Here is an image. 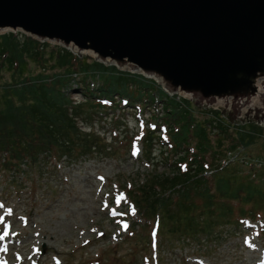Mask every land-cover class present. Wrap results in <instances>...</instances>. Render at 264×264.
<instances>
[{
	"label": "rangeland",
	"instance_id": "rangeland-1",
	"mask_svg": "<svg viewBox=\"0 0 264 264\" xmlns=\"http://www.w3.org/2000/svg\"><path fill=\"white\" fill-rule=\"evenodd\" d=\"M6 32L9 31L0 30V35ZM49 43L60 46L55 41ZM75 52L99 60L93 53ZM105 63L116 66L112 61ZM116 67L120 71L142 75L147 82L154 81L155 101L139 98L130 102L124 97L127 95L115 94L118 102L122 103L125 98L127 104L121 105L122 110L106 108L108 113L99 114L102 118L94 123L101 134H97L100 146L107 148L103 154L95 152L73 161L67 156L61 159L50 156L45 163L33 168L0 170V264H264L263 212H259L261 218L257 222L220 223L215 227L217 232L209 233V236L201 229L196 234L197 240L190 239L185 228H176L173 221L161 216L160 236L156 228L154 230V219L146 220L139 206H134L126 193H122L121 184L132 189L152 174L172 173L173 167L166 169L164 166L162 152L171 162L180 153L184 154V146L177 152L172 150L173 142L161 120L162 103L166 98L160 95L158 88H164V85L158 83L156 77L134 67ZM9 74L6 72L1 80L9 79ZM130 83L132 94L144 90L133 81ZM69 86L77 87L78 84L70 81ZM78 91L76 88L70 90L75 103L84 101L83 94ZM168 94L176 100H190L200 116H204L205 111L218 109L231 119L264 123V109L257 102L249 105L232 100L206 101L198 94L182 91ZM258 102L264 107V98ZM118 115L123 118L121 125L106 120L107 117L116 119ZM79 119L83 121L79 125L84 128L85 115L81 114ZM158 123L166 134L161 141L155 140L159 143L154 145L155 164L152 166L143 157L142 138L147 127L155 129ZM124 124L127 132L122 130ZM128 145L134 148L132 154L127 152ZM186 149L190 151L189 146ZM248 149L255 155L264 156L261 142ZM205 163L215 164L209 156L205 157ZM213 171L215 168L211 173ZM255 172V183H261L264 170ZM208 176L205 177L213 187L214 176ZM169 211L175 213L176 209ZM234 214L219 220H232ZM122 220H126L128 226H136L134 234L120 226Z\"/></svg>",
	"mask_w": 264,
	"mask_h": 264
},
{
	"label": "trees",
	"instance_id": "trees-1",
	"mask_svg": "<svg viewBox=\"0 0 264 264\" xmlns=\"http://www.w3.org/2000/svg\"><path fill=\"white\" fill-rule=\"evenodd\" d=\"M6 72L10 73L9 79L1 80ZM70 81L78 86L70 87ZM131 81L144 90L132 94ZM154 86V81L147 82L142 75L120 71L116 66H107L21 32L0 35V170L33 168L50 156L59 159L67 156L73 161L87 158V154L105 153L107 148L100 146L97 137L100 133L94 127L95 121L102 118L99 114L108 113L106 108L110 107L122 110L115 94L127 95L124 97L130 102L139 98L154 102ZM74 88L83 94V102L72 101L70 90ZM158 92L166 98L160 119L173 142L171 148L177 152L184 146V154L169 162L162 152L164 166L173 167L172 173L152 174L134 191L128 189L141 215L150 221L167 217L176 228H185L192 240H197L196 234L201 229L209 236L217 232L215 227L220 223H239V219L246 217L255 219L264 210V179L255 183L238 167L228 166L214 174L212 187L203 176L205 167L200 159L209 152L215 162L226 149L241 144L249 147L261 142L264 148V128L255 123L236 126L218 110L205 111L200 116L190 100H176L161 87ZM102 99L112 104L105 105ZM81 114L85 115L84 128L79 125L83 122L79 119ZM106 120L121 125L123 118ZM122 130L127 132L125 124ZM160 137L158 129H147L144 157L152 166L154 145L159 143L155 140ZM193 143L196 151L192 154L186 147ZM126 149L129 152L130 145ZM182 161L188 164L186 170L179 165ZM172 205L175 213H169L174 210ZM234 212L232 220H219Z\"/></svg>",
	"mask_w": 264,
	"mask_h": 264
},
{
	"label": "water",
	"instance_id": "water-1",
	"mask_svg": "<svg viewBox=\"0 0 264 264\" xmlns=\"http://www.w3.org/2000/svg\"><path fill=\"white\" fill-rule=\"evenodd\" d=\"M9 29L204 100L264 98V0H0V30Z\"/></svg>",
	"mask_w": 264,
	"mask_h": 264
},
{
	"label": "snow or ice",
	"instance_id": "snow-or-ice-1",
	"mask_svg": "<svg viewBox=\"0 0 264 264\" xmlns=\"http://www.w3.org/2000/svg\"><path fill=\"white\" fill-rule=\"evenodd\" d=\"M0 207H2V205H0Z\"/></svg>",
	"mask_w": 264,
	"mask_h": 264
}]
</instances>
